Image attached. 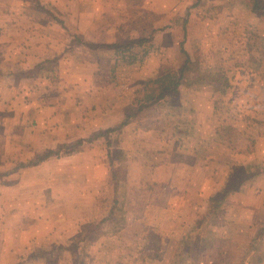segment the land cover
<instances>
[{
  "label": "crops",
  "instance_id": "1",
  "mask_svg": "<svg viewBox=\"0 0 264 264\" xmlns=\"http://www.w3.org/2000/svg\"><path fill=\"white\" fill-rule=\"evenodd\" d=\"M15 1L19 8L13 7ZM175 5L176 0H13L2 5L0 34L5 28H21V21L31 30L5 32L6 38L0 39V157L3 170L11 172L9 180L14 179L5 187L8 196L0 187V264L33 260L44 264L43 256L26 255L67 246L81 235L83 226L102 220L103 235L90 249L105 259L118 253L106 243L112 233L104 228L116 209L112 168L105 163L108 150L100 144L105 140L98 138L92 144L90 139L127 119L118 137L122 154L118 166L125 175L116 197L125 212L123 225L113 235L135 245L125 250L127 258L147 247H154L155 254L171 247L174 255L169 264L181 252L200 253L205 262L207 254H215L221 260L214 264H225L226 254L254 253V239L248 237L254 227L264 225V50L259 46L264 49V15L253 13L240 0H213L210 7L217 10L213 37L187 35L182 40L202 80L180 86L177 96L141 112L136 111V93L144 82L165 72L159 70L162 66H149L161 56L163 46L153 42L144 62L120 69L114 64V51L98 47L150 38L148 30L161 27L159 13L173 11ZM54 10L75 20L80 31L87 30L84 40L64 34L65 23L47 17ZM32 27L45 31H36L35 36ZM246 30L259 34L252 41L259 51L239 62L234 49L246 43ZM218 35V49L207 58L206 45H215ZM14 49L17 53L12 54ZM53 57L58 58L60 72L57 97L50 96L48 70L36 78L24 76ZM5 63L10 65L3 70ZM126 70L137 72L135 90L118 81ZM79 140L89 146L73 154L64 150L59 157L17 170L46 150ZM241 165L247 171L259 168L260 173L242 183L215 211L211 199L234 185L233 170ZM102 202L111 207L98 218L95 204ZM201 227L202 236L196 238L201 245L192 250L188 240ZM176 236L182 241H174ZM204 237L213 238L210 247L201 240ZM148 260L165 264L160 256Z\"/></svg>",
  "mask_w": 264,
  "mask_h": 264
},
{
  "label": "rangeland",
  "instance_id": "2",
  "mask_svg": "<svg viewBox=\"0 0 264 264\" xmlns=\"http://www.w3.org/2000/svg\"><path fill=\"white\" fill-rule=\"evenodd\" d=\"M240 1L244 2L243 0H240ZM12 2H13V0H0V17L3 15L2 9H1L2 5H5V4L9 5V3L11 4ZM195 3H196V0H176V5H175L173 11H169V12L167 11L166 13H163V12L159 13V16L161 18V20H160V22H161L160 26L161 27L157 28V29L155 28L154 30L153 29L148 30L150 38H147V39H150L151 45H153V42H155L156 46H159V47L163 46V47H161L163 49V52H162V54H160L161 56H159V57L155 56L156 60H154V62H150V64H149L150 67L156 69V68H158V66H162L161 68H159V70L161 72L163 70L167 71L170 69L179 68L184 62V56L180 50H179L180 55L178 53V49H180L178 46V43L182 42V40L184 39L185 32H186V35H189L193 38H195V37L196 38H204L205 37V39H209V38L213 37V29H214L215 24L213 23L212 19H213V16L215 15L214 12L217 11L216 9H214L215 7H210V6H213V1H210V0L209 1L206 0L205 2L202 1V4L197 5V7L194 5ZM13 7L19 8L20 4L17 1H15V5ZM51 13H52L53 18H55L57 21L62 22L63 24L65 23L66 30H65L64 34H66L67 36L69 34V35L75 36V39H79V38L83 39V37H82L83 33L85 35L88 34L87 30L80 31L79 28L77 26H75V22H74L75 20L73 21L72 18H70L68 16H64L63 14H60V13H56L55 10ZM4 15H7V14L5 13ZM52 16L50 14H47L48 18L52 17ZM163 18L165 20L162 22ZM1 19L2 18H0V20ZM185 19L187 20V23L184 27ZM198 20H200L199 23H198ZM0 22H2V21H0ZM189 22H190V24H189ZM24 24H25V21H21V23H20L21 28L17 27L15 29L12 26L11 29L5 28L6 31L5 30H2V31L7 32V35L10 34L12 31H14V34H15L16 31H17V33H20L21 31L26 32V30H27V33H28V31H30L31 29L30 28L26 29L27 27L24 28V26H23ZM26 26H27V24H26ZM64 28H65V26H64ZM184 28H186V31ZM152 30H153V32L150 35V32ZM36 31L39 34L41 31L44 32L45 30L44 29H37L36 27H32V32L35 33V36H37ZM145 31L146 30H144V33H145ZM4 33L0 34V39L6 38ZM19 35H17L16 37H18ZM239 35H241V32ZM257 35H259V34H257ZM257 35L253 31H250V30L245 31L246 43H244V44L240 43V45L236 46V48L234 49L235 54H237V55L239 54L238 55L239 58H237V60L239 62L249 60V59H246L247 57L244 58L245 56H248V55H249L248 58H253L254 57L253 54H256L259 51L258 48H256L254 50V45L252 43V41L256 39L255 36L257 37ZM218 38H219V35L217 36V39L215 41V45H209V44L206 45L207 48H206L205 53L207 52V58L209 56H210V58H212L213 54L216 53V50L218 49ZM211 43H213V41ZM259 46L262 50H264L262 48V45H259ZM177 47H178V49H177ZM137 50L141 51V47H136L135 51H137ZM150 52H152V49L149 50V53ZM11 53L15 54L17 52H15V49H14ZM149 53H148V55H149ZM16 58L19 61V54H17ZM20 58H23V53H22ZM169 58L171 59V61ZM49 60H53V62L55 63L56 69L53 72L46 71L45 75L49 76L48 78H50L49 80L52 84L51 87L53 88L50 92V96L57 97L59 95V93H58L59 92V86L58 85L60 83V77H59L60 72H59V67H58L59 62L57 61L58 58H56V57H53ZM181 60H183V61H181ZM61 61L63 62V60H61ZM144 61L145 60H143L142 62H144ZM142 62H139V63H142ZM146 63L148 64L149 62H146ZM64 64L67 66V62H64ZM114 64L118 67V69H120V67H123L124 65H129V64H126L124 62H121L120 60L117 63V59H116ZM136 64H138V63H136ZM147 64H145V66H147ZM9 65H10L9 63L8 64L5 63V65H3V70H6ZM15 68H16L15 69L16 71L20 70L18 66ZM243 68L247 72V68H245V67H243ZM240 70H242V68ZM160 71H159V73H160ZM136 73L137 72H135V71L133 72V71L126 70L124 72V74L122 73V77L118 78L119 79L118 81H122L123 85L125 87H132L133 90H135L139 85V79H137L135 77V76H137ZM153 74H155V72ZM116 77L117 76H115V79L117 80ZM125 84H127V85H125ZM129 89H126L125 92H129ZM39 94L43 95V92L39 93ZM4 96H7V94H5ZM101 139L103 141L105 140L104 138H101ZM113 139L114 138H112V140ZM97 141L95 140V142H93V143H96ZM112 142H114V140ZM100 144L103 147L102 149H104V147H105V149L108 150L106 156L104 155L105 156V163H107V164L109 161V158H108L109 153L115 155V149L116 150L119 149L121 151L119 140H118V145H115L114 147L112 146L110 150L107 148V142L106 141H104ZM84 145L82 146V150H84L85 147L89 146L87 142ZM121 158L115 159V161H114L115 166H118ZM3 160H4V158L0 157V187L4 189V192H5L4 194L6 195V193H7V196H8L9 191L7 189H5V187H6V185H11L12 183H14V179L9 180L8 176L2 177L3 175H7V174L11 173V172H7V171L3 170V168H5V166L4 167L2 166ZM250 161L253 162L252 158H250ZM4 163L8 164L7 159H5ZM117 168H119V166ZM233 183L234 184L236 183L235 179H233ZM95 189H97V188H95ZM99 193H100V196H102L101 199H103L104 198L103 192H99ZM106 200H108V199H106ZM98 201H101V200L99 199ZM109 203H111V201ZM97 204H95V207H97L96 211L98 212V213L97 212L96 213H97L98 218H101V216H104V215H106L107 212H109L111 206L109 204L105 205L103 202H102V204L99 203L100 206H99V204L98 205ZM91 207H93V206H91ZM114 208H116V209L113 210L114 211L113 214H115L113 217V220L109 223V225L106 224L104 226L107 233H112V237H113V235H115L116 233L119 232V228H120L119 226L123 225L121 220H122L123 212H125L124 207H121L118 204H116L114 206ZM197 225L198 224H196L195 226H197ZM263 227H264V225H260V224H259V226H257V228L254 227L253 231L251 232V236L248 237L250 239H255V238H258L261 234L263 235L262 240H260L257 243V247L255 246L253 248V245L250 243L251 247H252L251 251H253L254 253H251V252L249 253V251H250L249 250L247 252L246 251L241 252V254L236 253L233 256H231L230 254H226V259H225L226 261L222 258L224 260L223 263L233 264L237 260V258H238V260H240L239 262L241 264H257V263L261 262L262 259L264 260V233H262ZM243 228L244 227L240 225V232H242ZM200 229L196 230L193 234H191L192 236L190 237V240H188V245H190L189 247L192 250H195L197 247H199L201 245V243L199 242V239L196 240V238H198L201 235V231H203L202 227ZM207 229H209V227ZM248 229L249 228L246 227V232L248 231ZM88 232H89V230L88 231H82L81 230V235L78 238H76V239L74 238L69 243L68 242L64 243V244L68 243L67 246L61 245V246H58L56 248H52L49 251L40 250L39 253L32 252L31 254H27L26 256L33 255V258L36 257V254L43 256L44 257L43 258L44 264H134L137 261H138V263L144 262V264H149L151 262L148 259L154 258L156 256H160V258H164L165 264H169L170 260L172 259V256L174 255V253H172L173 250L171 249V247H170L169 252H165V253H161V254L151 253V249L154 247H147V251L145 250L144 252L143 251L137 252V254H134V255L130 254V255H128V258H127V255L125 254V250H127V249H129L135 245H132V246L127 245L123 239H121L122 241H120V238H119L120 236H115L113 238L111 237L110 239H108L106 243L109 246L114 245V248L117 250L118 253L114 254V257L105 259L106 257L104 255H101L99 253H95L96 252L95 250L91 251L90 246L93 245L95 242L90 244V241L86 237L87 236L86 234ZM81 238H83V239L81 240L82 242L81 241L79 242V244L80 243H82V244L80 245L78 252H72L69 249V247L73 246L75 241L80 240ZM244 238H242V239H244ZM248 238H247V240H248ZM176 239H178L179 241H182V238H180V237L176 236L173 238L174 241ZM212 239H213L212 237H210V238L204 237V239L201 238V240H204L209 247L213 244V243H211ZM241 242H243V241H241ZM138 246H140V245H138ZM62 248H66V250H68V251H60L59 249H62ZM121 252H123V255L120 256V254H122ZM180 254L181 253L175 255L176 257L174 256V258H176V259L173 260V262L171 264H199V262H202V263L204 262L205 264H214L216 262H220V260H221V258L216 257L215 254H207V256H208L207 262H205V260L203 258H201L202 257L201 254L197 253V252L192 253L191 256H188V255L183 256L182 254L181 255ZM78 257H80V262L77 263ZM104 259L107 260L108 262L104 263ZM32 264H40V263L35 262V260H33Z\"/></svg>",
  "mask_w": 264,
  "mask_h": 264
},
{
  "label": "trees",
  "instance_id": "3",
  "mask_svg": "<svg viewBox=\"0 0 264 264\" xmlns=\"http://www.w3.org/2000/svg\"><path fill=\"white\" fill-rule=\"evenodd\" d=\"M202 1L206 0H196V3L194 4L196 7L197 5L202 4ZM209 1V0H208ZM213 1V0H210ZM253 13L264 15V1L261 0H243ZM50 15L52 13L49 11L47 12ZM62 23V22H61ZM187 23V20L184 21V27ZM186 31V28H184ZM184 31V32H185ZM186 32L184 35V38H186ZM185 40V39H184ZM89 47H97L95 45H89ZM153 45L150 43V39L147 38H139L134 39L132 41H129L126 44H108V45H102L98 47H103L106 49L113 50L117 59V63L120 60L121 62H124L129 65H133L139 62H142L148 55L149 50L152 49ZM136 47H141V51H135ZM180 50L181 53L184 56V62L183 64L176 69H170L165 71L161 76H159L156 79L148 80L146 81L142 88L137 91L136 93V107L137 112H141L143 109L151 107L153 105L159 104L160 102L164 101L169 96H177L179 93V88L182 85H189V83H197L202 80V76L198 75L196 73V63L192 61L189 54L184 49V41L180 44ZM55 63L53 60L51 61H45L43 63L38 64L33 70L24 72L25 77H33L36 78L40 75L42 71H55ZM115 68V67H113ZM222 77V76H221ZM131 117V115H129ZM128 123V119L123 121L121 124H119L116 127L109 128L107 130L101 131L97 133L93 138L90 139V142L92 143L94 140L98 138H104L107 142V148L110 150L111 147L118 145V137L121 129L123 126H125ZM111 138H114V142H112ZM84 145V141L79 140L73 144L69 145H63L59 146L58 148L54 150H46L44 153L37 155L33 160L28 161L27 163H21L17 167L18 169L28 168V167H34L39 165L40 163L46 161L47 159L51 157H59L65 150L67 154H73L77 153L82 150V146ZM121 151L119 149H115V155L109 153V161L108 164L112 168V181L114 182L115 186V201L114 204L118 203V200L116 199L117 193L119 190L120 182L122 181V176L125 175V171L120 170L119 168L115 167V159L120 158ZM259 168H254L253 170L247 171L242 165L236 166L233 170V177L236 179V183L231 186H226L223 190L218 192L215 197H213L211 200L216 202L215 203V211H217L221 204L224 203V200L231 195L232 193H235L242 183L245 181L253 178L254 176L258 175ZM3 175L4 176H9ZM114 208V206H113ZM105 220H102L99 223H89L83 226V231L89 232L86 234L87 239L90 241V244L97 241L103 234L101 225L104 223ZM262 233H264V228L262 229ZM262 234L255 238L252 242L253 248L256 246L257 243L262 240ZM76 240L73 246L69 247V249L72 252H78L79 249V242L82 240ZM188 240L187 237L184 238V241L182 243V246H186V241ZM82 242V241H81ZM60 251H68L66 248L59 249ZM181 254L184 256L186 252H181ZM180 254V255H181ZM179 255V256H180ZM77 263L80 262V257L77 258Z\"/></svg>",
  "mask_w": 264,
  "mask_h": 264
}]
</instances>
